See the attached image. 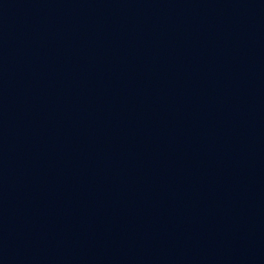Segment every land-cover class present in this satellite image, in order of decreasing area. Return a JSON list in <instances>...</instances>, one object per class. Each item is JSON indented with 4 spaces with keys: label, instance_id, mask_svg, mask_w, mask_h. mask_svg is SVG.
Instances as JSON below:
<instances>
[{
    "label": "water",
    "instance_id": "1",
    "mask_svg": "<svg viewBox=\"0 0 264 264\" xmlns=\"http://www.w3.org/2000/svg\"><path fill=\"white\" fill-rule=\"evenodd\" d=\"M0 264H264V0H0Z\"/></svg>",
    "mask_w": 264,
    "mask_h": 264
}]
</instances>
